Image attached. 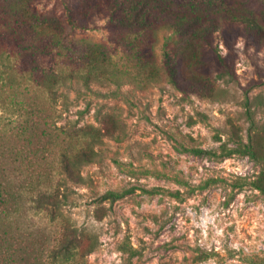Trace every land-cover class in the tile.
<instances>
[{
  "label": "rangeland",
  "instance_id": "obj_1",
  "mask_svg": "<svg viewBox=\"0 0 264 264\" xmlns=\"http://www.w3.org/2000/svg\"><path fill=\"white\" fill-rule=\"evenodd\" d=\"M65 1L0 0L7 29H68L94 66L92 78L70 79L54 99L15 86L20 69L54 64L53 58L9 59L0 48V72L2 59L13 65L11 80L0 77V144L26 119L52 133L38 164L7 167L18 189L37 176L56 189L65 221L95 239L89 264H264V191L257 187L264 178V39L226 23L250 16L264 27V0H214L208 11L223 18L211 34L195 29L171 37L159 30L156 67L138 62L142 44L134 35L125 45L115 41L122 30L104 12L86 5L77 10L87 26H70ZM164 46L177 47L178 84L163 67ZM62 61L66 69L84 66L78 56ZM31 105L50 123L41 112L24 114ZM55 119L65 129L97 130L94 161L81 165L75 180L59 170L65 143L56 137ZM251 129L258 159L246 148ZM110 191L125 193L104 196ZM19 199L13 226L36 248L49 247L56 228L26 194Z\"/></svg>",
  "mask_w": 264,
  "mask_h": 264
},
{
  "label": "trees",
  "instance_id": "obj_2",
  "mask_svg": "<svg viewBox=\"0 0 264 264\" xmlns=\"http://www.w3.org/2000/svg\"><path fill=\"white\" fill-rule=\"evenodd\" d=\"M86 5L92 9L91 13L108 14V23L122 30L114 37L117 43L125 45L128 42V33L139 39L142 49L138 53V62L144 67H156L153 50L159 30L171 31L172 37L174 34H188L195 29H203L206 34H211L222 28L223 17L211 16L208 11L215 5L214 0H75L74 2L70 0L65 1V8L69 24L73 28L87 26L89 19L80 17L81 11H79ZM3 19L4 17H0V42H4L0 43V48L7 52L9 59L12 56L18 58V56L28 57L38 54L43 58L49 57L55 60L54 64H44L36 69L21 71L19 68L21 79L15 84L18 90L24 88L30 92L33 88L55 99L58 87L70 79L81 77L87 82L93 77L94 66L89 61L90 54L87 50L77 49L74 41L67 38L68 29H32V32H25L24 29H7L11 25ZM226 23L240 24L257 37L264 39V27L254 17L234 16L227 19ZM162 48L165 72L171 82L178 84L180 69L177 47ZM72 55L78 56L84 66L78 69H66L65 62H61V59ZM195 56L197 58L198 54ZM222 60L224 62L225 59ZM2 64L5 68L0 72V77L6 73L9 74L7 78L11 80L13 65L7 64L4 59ZM7 83L3 81V84ZM12 87L14 88L13 85ZM26 107L29 108H26V112L20 108L24 114L33 116L41 112L40 117L50 123V119L47 121L49 115L45 112L37 109L36 106ZM13 112L15 113L16 110ZM58 116L60 114L57 113L56 118ZM51 122L56 128V137L61 138L62 143H65V147L59 152L60 173L65 178L75 180L79 176L78 168L94 161L97 153L94 150L98 140L97 130L92 125L80 127L78 130L65 129L57 126V119ZM256 133L255 129H251L246 148L251 151L255 159H258L252 147ZM49 134L52 133L41 127L38 122L28 123L26 119L25 125L10 128L7 135L1 139L3 143L0 144V264H89L86 256L96 247L95 239H89L92 237L90 234L79 233L75 227L65 221L61 210L62 198L55 188L46 186L37 176L36 179L24 183L25 186L21 191L17 187V179L8 172L7 167L16 163L38 164L41 159L40 153L48 148L45 143L48 144L46 139ZM75 139L78 142H75ZM235 150L231 149L228 154ZM257 187L264 191V178L262 180L260 178ZM124 193L110 191L104 196L118 199ZM22 194H26L27 201L32 203L35 211L47 218V221L56 228L51 244L45 249L36 248L34 243L13 226V215Z\"/></svg>",
  "mask_w": 264,
  "mask_h": 264
}]
</instances>
